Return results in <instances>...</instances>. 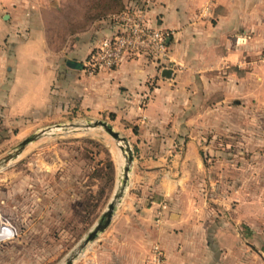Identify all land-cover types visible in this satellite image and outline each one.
<instances>
[{"label": "crops", "instance_id": "1", "mask_svg": "<svg viewBox=\"0 0 264 264\" xmlns=\"http://www.w3.org/2000/svg\"><path fill=\"white\" fill-rule=\"evenodd\" d=\"M65 1L0 0V127L15 129L49 117L64 102L65 108L109 112L133 140L137 193L72 264H145L153 243L163 252L162 264H264L259 243L264 241V186L256 216L245 224L255 255L242 254L231 229L210 228L201 205L185 204L189 168L200 169L195 90L206 73L231 63L234 48L244 51V24L264 21L252 15L254 8H264V0H210L205 11L208 0L151 1L145 12L150 23L170 31L168 75L143 55L85 72L86 54L115 30L107 19L78 34L68 30L61 45L50 47L48 33L55 29L46 14L56 15ZM184 135L186 141L179 137ZM179 194L182 206L176 203Z\"/></svg>", "mask_w": 264, "mask_h": 264}, {"label": "rangeland", "instance_id": "2", "mask_svg": "<svg viewBox=\"0 0 264 264\" xmlns=\"http://www.w3.org/2000/svg\"><path fill=\"white\" fill-rule=\"evenodd\" d=\"M130 1L66 0L56 15L46 14L55 29L48 33V45H61L68 30L78 34ZM263 10L260 5L252 15L264 17ZM241 42L244 51L234 48L231 63L206 73L207 82L203 76L195 90L200 118L193 121V127L200 169L189 168L185 204L201 205L210 228L231 229L241 241L242 254L255 255L247 243L253 235L246 237L245 224L255 218L264 186V21L244 24ZM64 104H58L51 116L22 127L1 126L0 158L28 134L55 123L104 119L127 138L133 157L124 192L108 225L78 252L72 264L131 203V194L137 193L132 185L137 148L109 112H88L74 105L65 108ZM179 137L186 141L189 136ZM123 160L114 139L100 126H77L47 131L0 163V264H62L104 209ZM109 161L112 179L107 175ZM178 196L176 203L182 206ZM259 243L263 248L264 241Z\"/></svg>", "mask_w": 264, "mask_h": 264}, {"label": "built area", "instance_id": "3", "mask_svg": "<svg viewBox=\"0 0 264 264\" xmlns=\"http://www.w3.org/2000/svg\"><path fill=\"white\" fill-rule=\"evenodd\" d=\"M153 0H131L123 11L110 12L107 20L115 25V30L102 36L89 50L82 61L85 72L93 74L99 70L110 69L122 59L143 55L152 59L159 68L169 63L167 37L170 31L150 23L146 9ZM202 10H207L210 0ZM159 207H164L160 202ZM159 211H156L158 217ZM163 252L157 243L148 251L145 264H162Z\"/></svg>", "mask_w": 264, "mask_h": 264}, {"label": "water", "instance_id": "4", "mask_svg": "<svg viewBox=\"0 0 264 264\" xmlns=\"http://www.w3.org/2000/svg\"><path fill=\"white\" fill-rule=\"evenodd\" d=\"M169 71H170L169 68L164 67L161 70V74L168 75ZM77 126H81L83 128L100 126L108 135H110L114 139L119 151L123 156L124 162L121 165V172L118 178V183L116 184V187L113 190L111 197L106 202L104 209L100 212L95 223L85 232V234L78 241L75 247L69 252V254L66 256L62 264H70L72 260L77 256L78 252H80L89 241L93 240L97 236V234L100 231H102L110 222L113 212L116 208V203L118 202V200H120V197L122 196L125 186L128 182V171L130 169V164L133 155L127 138L123 135H120L119 132L115 130L114 127H112V125L107 121H105L104 119H94L91 121L89 120V121H85L82 124L55 123L53 125L46 126L44 128H41L37 131L28 134L27 136L22 138L12 148L11 151L7 152L0 158V163H2L6 159L16 155L20 150H22V148L27 142L36 139L38 136H40L43 133H47V131L52 132V130L56 127L65 129L66 127L75 128Z\"/></svg>", "mask_w": 264, "mask_h": 264}, {"label": "trees", "instance_id": "5", "mask_svg": "<svg viewBox=\"0 0 264 264\" xmlns=\"http://www.w3.org/2000/svg\"><path fill=\"white\" fill-rule=\"evenodd\" d=\"M125 9H126V4L125 3H121L119 7H117L116 9H114V10H112L110 12H117V11L119 12V11H123ZM110 12H108V13H110ZM107 14L105 15V18H107ZM98 18L99 19L101 18V20L105 19L104 17L102 18V16L98 17ZM106 166H107V170L109 169V173L107 172V175H108V177L110 179H112V165H111L110 161L106 164Z\"/></svg>", "mask_w": 264, "mask_h": 264}, {"label": "bare ground", "instance_id": "6", "mask_svg": "<svg viewBox=\"0 0 264 264\" xmlns=\"http://www.w3.org/2000/svg\"><path fill=\"white\" fill-rule=\"evenodd\" d=\"M69 132V131H68ZM39 140V139H38ZM5 164V163H4ZM2 167V166H1Z\"/></svg>", "mask_w": 264, "mask_h": 264}]
</instances>
